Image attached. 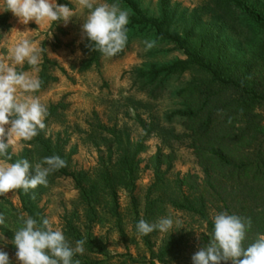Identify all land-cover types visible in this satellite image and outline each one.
I'll return each instance as SVG.
<instances>
[{
    "label": "rangeland",
    "instance_id": "obj_1",
    "mask_svg": "<svg viewBox=\"0 0 264 264\" xmlns=\"http://www.w3.org/2000/svg\"><path fill=\"white\" fill-rule=\"evenodd\" d=\"M244 1L264 11V0ZM56 2L76 8L72 0ZM98 2L119 3L129 12L126 46L113 57L85 47L87 39L82 38L80 27L83 16L72 17L67 25L57 22L38 26L34 21L19 23L11 11L0 12V55H7L8 48L26 36L45 49L42 63L36 69H24L25 62L22 68L17 66V71L38 78L43 72L49 78L37 92L24 94L39 98L48 108L45 129L31 141L14 143L7 151L16 159L28 150V160L34 167L44 158L40 153L45 151L42 144L46 141L51 153L59 150L68 172L83 175L77 178L84 186L109 170L125 152H135L132 181L127 187H117L113 198L106 193L92 210L80 198L73 177L51 173L47 187L40 186L35 194L38 220L48 219L53 230H62L73 247L76 240L85 239L83 254L73 257L80 264H151L152 260L156 264H192L191 257L207 233L206 223L196 214L174 208L164 192H172L176 182L187 175L196 176L198 183L204 179L183 118L173 114L184 106L177 91L197 76L194 72L160 73L151 79L147 72L185 60L184 50H197L201 37L209 33V44H225L230 55L253 65V74L261 75L252 55L263 34L243 11L225 0ZM145 40H155L156 44L145 51ZM94 55L96 59L88 65ZM46 59L51 63L43 69ZM256 111L264 123V105ZM51 153L49 156H53ZM158 154L173 156L159 167L166 182L164 192V188H151L155 174L150 159ZM0 162L11 163L6 157H0ZM182 188L187 189L185 185ZM159 196L163 197L161 209L144 218L147 201ZM0 200L9 222L6 228L15 232L12 225L21 226L18 217L23 213L18 195L14 190L0 196ZM207 213L210 218L216 215L210 208ZM163 217H170L173 227L169 233L151 235L150 250L135 225L141 219L155 223ZM177 220L181 221L179 229ZM0 234L9 241L12 238L1 228ZM179 237L177 247L158 259L160 249ZM0 249L8 253L12 264H18L13 244H0Z\"/></svg>",
    "mask_w": 264,
    "mask_h": 264
},
{
    "label": "trees",
    "instance_id": "obj_2",
    "mask_svg": "<svg viewBox=\"0 0 264 264\" xmlns=\"http://www.w3.org/2000/svg\"><path fill=\"white\" fill-rule=\"evenodd\" d=\"M225 1L243 11L263 34L252 55L255 63L260 66L261 75L253 74L255 73L253 65L250 66L239 58L236 60L232 54L230 55L225 44L218 42L209 44V33L201 37L197 50H184L185 60L153 67L147 72L151 79L160 73L167 75L194 72V76H197L192 77L177 91L184 106L182 110L173 114L183 118V126L189 134L190 147L204 173V179L198 183L196 176L187 175L176 182L172 192L166 194L164 192L166 182L159 167L173 156L158 154L151 157L150 161L155 174L151 188L156 190L164 188V195L174 208L196 214L206 223L207 233L202 235L200 248L207 245L211 239L213 218L208 216L209 208L213 209L216 215L227 212L250 220V227L246 229L242 242L244 247L264 235V123L256 111L264 105V11L251 7L244 0ZM129 5L136 12V7L131 2ZM95 59L94 55L87 64ZM47 63L51 62L46 59L42 64L43 69ZM29 67L31 66L26 64L23 68ZM39 79L42 86L49 78L41 72ZM229 118L231 123L228 122ZM46 143L45 141L42 144L45 151L40 153L44 157L51 153ZM28 152L26 150L19 158H11L9 161L14 163L22 158L28 160ZM51 154L60 156L57 149ZM134 156L135 152L132 154L125 152L109 170H105L97 179L90 180L87 186L77 178L83 176L81 173L75 175L68 172L66 167L55 173L73 177L78 185L80 198L92 210L106 193L113 198L117 187H127L132 181L136 170ZM33 170L34 167H30V176L34 175ZM182 185L187 189L183 190ZM39 187L30 190L28 194L22 189L15 190L22 212L38 222L35 194ZM162 201L161 196L147 201L144 218L149 214L153 215L157 208L160 210ZM3 205L4 202L0 200V213L5 214ZM7 222L5 218V223ZM69 223L67 222V225L71 232L73 229L69 227ZM12 226L16 230L19 228ZM0 228L13 236V230L5 226ZM157 232L158 230H155L142 236L150 250L152 248L149 237ZM180 239V237L176 241L170 239L160 249L158 259L161 260L176 248ZM151 264L156 263L152 260ZM221 264H231V261H221Z\"/></svg>",
    "mask_w": 264,
    "mask_h": 264
},
{
    "label": "clouds",
    "instance_id": "obj_3",
    "mask_svg": "<svg viewBox=\"0 0 264 264\" xmlns=\"http://www.w3.org/2000/svg\"><path fill=\"white\" fill-rule=\"evenodd\" d=\"M72 2L76 5L75 9L58 4L56 0H2L0 12L11 11L19 23L27 25L34 21L38 26L57 22L67 25L72 17L83 16L80 27L82 38L87 39L86 48L106 57H113L124 49L129 31L127 10H122L119 3H99L98 0ZM144 44L147 51L155 46L156 41L145 40ZM44 51L43 47H38L25 36L8 48L7 55H0V157L8 160L12 158L7 151L11 145L21 140L31 141L46 127L44 121L49 115L46 105L35 96L24 95L37 92L42 81L27 72L17 71V66L22 68L25 62L36 69L42 63L41 54ZM228 122L231 123V118ZM66 166L67 162L61 157L47 156L35 164V175L30 176L32 165L27 159H18L14 163L0 162V196L18 189L28 194L37 186L47 187L48 176ZM32 198H35L34 195ZM18 221L21 226L15 230L10 241L0 234V244L15 246L18 264H80L73 257L83 254L85 239L76 240L73 247L62 230H53L46 218L38 222L22 213ZM250 223V220L227 212L215 215L211 239L192 255V264H221V261L264 264V235L247 247L243 246ZM175 224L179 229L181 221L177 220ZM0 226L6 227L3 213H0ZM172 227L170 217L160 218L155 223L141 219L135 225L141 236L155 230L169 233ZM0 264H12L8 253L2 249Z\"/></svg>",
    "mask_w": 264,
    "mask_h": 264
}]
</instances>
